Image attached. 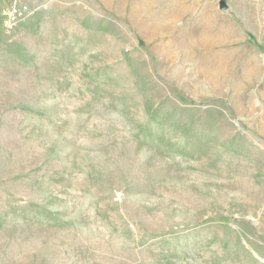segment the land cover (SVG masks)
<instances>
[{
	"label": "rangeland",
	"instance_id": "374dc122",
	"mask_svg": "<svg viewBox=\"0 0 264 264\" xmlns=\"http://www.w3.org/2000/svg\"><path fill=\"white\" fill-rule=\"evenodd\" d=\"M0 264H264V0H0Z\"/></svg>",
	"mask_w": 264,
	"mask_h": 264
},
{
	"label": "bare ground",
	"instance_id": "6f19581e",
	"mask_svg": "<svg viewBox=\"0 0 264 264\" xmlns=\"http://www.w3.org/2000/svg\"><path fill=\"white\" fill-rule=\"evenodd\" d=\"M208 18H210V17H207V16H205V17H203L202 19H201V23H200V25L202 26V28L200 29V31H197L198 33H196L197 34V36L196 37H190L191 35H188V34H186V39L187 40H194V41H192V42H195V40H196V43L195 44H197V46H195V47H197V48H200L201 49V51H203V53L200 55L201 57L199 58V64H200V66L201 67H203V73H205L206 75H211L210 77H208L209 78V81H210V83L211 84H213V85H215L216 87L218 86V75H217V73H218V71H214V69H216V68H214V66L212 67V66H210L209 65V62L210 61H208V59L211 57V58H213L214 59V57L213 56H215V53L213 52V49H212V46L214 45V43H218L219 41H221L224 37L226 38V37H228V36H230L231 34H233V29L232 28H230V29H225V31L224 30H221V29H218L216 32H213V33H209L210 31H209V29L208 28H206V27H204V24H205V22H206V20L208 19ZM170 21V20H169ZM174 21V20H173ZM203 21H204V24H203ZM170 23V22H169ZM213 25V24H212ZM155 28V27H154ZM142 29V28H141ZM146 32V31H145ZM145 34V33H144ZM147 34V33H146ZM191 38H193V39H191ZM181 43V42H180ZM220 43V42H219ZM220 44H222V42L220 43ZM179 46V45H178ZM165 47V46H164ZM162 49V52L165 50V48H164V50H163V48H161ZM168 49V48H167ZM216 50V49H215ZM218 53V52H217ZM218 55V54H217ZM227 56H228V54H227ZM219 57V56H218ZM217 57V58H218ZM210 58V59H211ZM221 59V58H220ZM230 59V58H229ZM215 60V59H214ZM216 60H218V59H216ZM226 60V59H225ZM224 61V60H223ZM222 62V61H221ZM248 62V61H247ZM245 63V64H248V63ZM251 63V62H250ZM198 64V63H197ZM198 64V65H199ZM215 64H217V63H215ZM245 67H246V65H245ZM247 67H249V66H247ZM251 68V67H250ZM253 68V67H252ZM218 69V68H217ZM219 69H221V68H219ZM256 69V68H255ZM222 70V69H221ZM220 70V71H221ZM219 71V72H220ZM250 73H252V70H249V71H247V73L245 74V77H249V75H250ZM205 76V75H204ZM224 77V76H223ZM207 78V77H206ZM251 78V77H250ZM220 81V80H219ZM236 87V86H235Z\"/></svg>",
	"mask_w": 264,
	"mask_h": 264
},
{
	"label": "water",
	"instance_id": "95a60500",
	"mask_svg": "<svg viewBox=\"0 0 264 264\" xmlns=\"http://www.w3.org/2000/svg\"><path fill=\"white\" fill-rule=\"evenodd\" d=\"M221 9L223 10V9H224V7H223V6H221Z\"/></svg>",
	"mask_w": 264,
	"mask_h": 264
}]
</instances>
